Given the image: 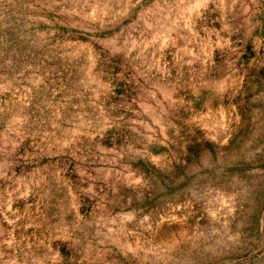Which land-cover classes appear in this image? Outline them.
<instances>
[{
  "label": "rangeland",
  "instance_id": "obj_1",
  "mask_svg": "<svg viewBox=\"0 0 264 264\" xmlns=\"http://www.w3.org/2000/svg\"><path fill=\"white\" fill-rule=\"evenodd\" d=\"M0 264H264V0H0Z\"/></svg>",
  "mask_w": 264,
  "mask_h": 264
}]
</instances>
